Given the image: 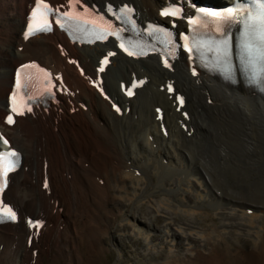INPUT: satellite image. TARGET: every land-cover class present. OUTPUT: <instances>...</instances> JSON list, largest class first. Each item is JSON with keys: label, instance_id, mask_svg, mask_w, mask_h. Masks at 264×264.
Instances as JSON below:
<instances>
[{"label": "bare ground", "instance_id": "6f19581e", "mask_svg": "<svg viewBox=\"0 0 264 264\" xmlns=\"http://www.w3.org/2000/svg\"><path fill=\"white\" fill-rule=\"evenodd\" d=\"M29 1L0 0V117L13 69L28 57L54 63L57 72L71 78L68 81L79 91L76 101L85 107L77 106L73 113L62 110L56 119H21L12 130L0 124L24 154V166L14 176L9 199L23 218L40 213L49 217L51 228L41 242L44 254L66 264H96L97 256L111 253L104 241L114 233L120 245L130 242L134 248L135 240L144 243L135 248V257L123 256L115 244L117 264L122 259H128L122 264H264V202L248 198L245 180L247 172L264 165V99L202 74L193 76L184 55L173 71H167L155 57L134 62L119 54L102 78L95 69L108 45L70 50L72 64L76 62L82 76L73 65L64 62L66 70L59 66L52 40L33 41L19 52V31ZM97 1L102 5L107 0ZM130 1L142 19L155 16L163 4V0ZM133 75L147 77L149 83L127 100L120 85L129 83ZM92 78L102 79L101 91L95 93L87 84ZM167 80L187 97L179 111L174 96L162 89ZM106 97L124 107L121 117ZM157 107L164 109L162 120ZM211 122L226 127L239 124L252 137L221 141L232 150L219 152L208 165L206 159L218 152L221 143L211 137ZM162 124L168 130L166 136ZM45 162L50 194L41 188ZM224 168L240 173L234 174L236 193L217 187L205 174H218ZM149 190L151 195L160 190L161 204L146 229L141 209L138 216L132 209L148 205L144 202L149 201ZM203 211L210 215L209 228L211 219L217 220L212 230L191 225ZM155 214H163L165 220L156 219ZM134 216L142 221L138 229L129 218ZM184 220L193 222L181 223ZM28 234L23 221L0 228V264L32 260Z\"/></svg>", "mask_w": 264, "mask_h": 264}, {"label": "snow or ice", "instance_id": "6c2138e0", "mask_svg": "<svg viewBox=\"0 0 264 264\" xmlns=\"http://www.w3.org/2000/svg\"><path fill=\"white\" fill-rule=\"evenodd\" d=\"M80 3V0H69V11L60 13L59 9H53L45 0H36V8L32 13L33 20L35 22L38 16L44 17V22L40 25V28L37 30H51V24L48 22L49 14H58L55 20V23L60 27H66V25L61 21L60 17H63L70 23L67 24V27L74 28L78 31H86L84 27L87 24H94L92 20L82 19L84 13L88 11L87 8L84 9V12H79L77 10V4ZM188 0H176L175 5H172L162 11V15L165 17L171 16L176 19H186L187 23L190 26L199 25V30L195 28H190V31L193 32V36L190 38L189 35L181 34L180 40L181 44H177L176 47H183L189 53L194 51L192 45L195 44V52L203 53H212L216 57L215 67H223L224 71L227 73L231 72L232 65V31L233 28L240 30L242 26V35L241 43L239 44L240 52L238 53L239 59L241 61L240 68L245 73L251 72L253 77H259L264 79V0H256V6L244 7L239 3H234L233 6H229L226 9L222 10H210L204 6L192 5L195 9L194 13L187 15L184 11L185 6L187 5ZM83 7V5H81ZM121 16L131 17L132 8L127 5L123 6L120 10ZM243 13V15H241ZM118 19L120 17H117ZM98 19L104 20V16H99ZM107 28L102 29L100 32L96 33L98 38H105L108 35L116 36L117 39H121L120 32L123 29H115L109 31L108 29L112 28L111 22L106 21ZM175 27V24H173ZM211 27V33L208 32V29ZM34 26L30 25L25 33V38H28L33 35ZM218 34V36L216 35ZM171 38L172 33H168ZM203 36H208V39L202 38ZM129 55L133 53L125 47L123 43L119 45ZM114 55V53H113ZM108 61L105 59L104 63ZM165 66L170 67L168 61H164ZM27 67V66H25ZM103 71V69H101ZM195 75V71H193ZM17 87H19V78L17 77ZM171 90V86H169ZM132 95L131 92L128 93ZM13 102L16 100V96H12ZM180 103L183 104V98H179ZM13 112L18 110L13 103ZM28 111H31V108H28ZM19 114H23L20 112ZM13 117L9 115L7 117V123H13ZM5 144L8 141L5 139L3 141ZM18 154L13 151L10 153H4L0 155V195L3 194L4 189L8 184V173L15 169V162L11 158L17 157ZM47 187V185H45ZM16 213L12 210L11 207L3 205V201L0 200V222H5V220H16ZM35 226V225H34Z\"/></svg>", "mask_w": 264, "mask_h": 264}, {"label": "rangeland", "instance_id": "374dc122", "mask_svg": "<svg viewBox=\"0 0 264 264\" xmlns=\"http://www.w3.org/2000/svg\"><path fill=\"white\" fill-rule=\"evenodd\" d=\"M210 127H211V137L214 140H217L220 142L221 141H227L230 143V141L232 139H238L242 142L243 140L247 141V140H249L250 137H252L251 133H249L241 125L236 124V123L230 124L229 126L226 127V126H220L217 123L211 122ZM263 136L264 135H262V138H263ZM229 150H232L230 148L229 144L221 142L218 152H215L210 157H208L206 159V163L208 165H210L212 163V161L215 159V155L219 154V152H221V151H229ZM205 174L213 180V183L217 187H219L221 189L227 190V188H229V189L233 190L234 193H236L237 190L239 189L238 186L235 185V182L233 180V179H235L234 174H237L239 176L240 175L239 172L238 173L231 172L228 169L224 168L218 174H215L212 171H205ZM245 180H246V190H247L248 198L264 202V165L259 171H251L250 173L247 172ZM149 187L152 188V186H149ZM147 200H149V201L144 202V203L148 204L150 206V208L148 205H143V206H137L136 205V207L132 209V210L136 211V214H137L136 216L140 215L141 213L144 214V215L142 214L144 216L143 223L144 222L146 223V229L149 227V222H150V219L153 217V212L161 204V202H160V204H158V202L161 200L160 190H157L154 195H151V190H149V196H148ZM257 204H260V203H257ZM128 207H129V205L126 208L128 209ZM131 207H133V206H131ZM140 209H141V213H140ZM207 209H209V208H206L204 211L206 212ZM147 210H149V211H147ZM205 212L202 215L196 217V220H197L195 222L196 224L193 223L191 225L195 226V227L197 225H199L201 228H205L206 230H212L214 228V222L213 221L217 222V220L211 219V223H212L213 227L209 228L207 219L210 218V215L206 216ZM136 216L129 217V218H131L132 222H134V227L136 229H138V227L142 224V221L141 220L138 221L135 218ZM155 216H156V214H155ZM162 216H163V214H160L159 216L157 215L156 219L161 218V219L165 220V218ZM113 222H114L115 226L119 224L118 222H115V221H113ZM182 222L189 224V223H192L193 221L192 220H184V221H181V223ZM177 225L176 226L173 225V226H171V228H177ZM156 226L161 233L162 227L160 226V224L156 222ZM201 228H200V230H201ZM112 235H114V233ZM112 235L108 236L109 238L108 239L106 238L107 240L104 241L105 248L112 250L111 253H107V254L105 253L104 255L101 254V255L97 256L98 257L97 261L98 260L99 261L96 262V264H117L118 263L119 253L116 249L115 244L119 246L120 245L119 244L120 239L118 236H115V235L113 238ZM126 241H128V240H125V242ZM113 243H114V245H113ZM134 244H135L134 248H132V245L130 244V242L126 246L123 244L119 246V248H121L123 250V253H124L123 256L135 257V255H134V250H136L135 248L138 245L144 246V243L141 240H138V242L134 241ZM128 246H129V249L127 248ZM85 248H86V246H84V249ZM51 257H53V256H50V255L48 256L47 254L44 255L43 264H66V262L64 260L55 261ZM126 261H128V259H122V262L119 264H122Z\"/></svg>", "mask_w": 264, "mask_h": 264}]
</instances>
